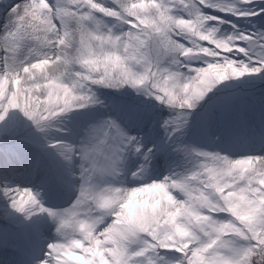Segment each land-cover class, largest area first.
<instances>
[{"label": "snow or ice", "instance_id": "snow-or-ice-1", "mask_svg": "<svg viewBox=\"0 0 264 264\" xmlns=\"http://www.w3.org/2000/svg\"><path fill=\"white\" fill-rule=\"evenodd\" d=\"M253 2L239 0L237 7L235 0H197L201 7L236 17L264 14V0L255 11L248 7ZM174 7L188 9V18L173 15ZM104 18L128 30L116 34ZM212 20L221 18L202 13L192 0H21L9 8L0 34V121L18 110L42 133L70 111L104 107L91 86L117 91L128 86L172 113L162 119L164 138L156 151L171 148L193 162L186 174L173 171L131 188L114 185L125 154H139L145 162L156 154L132 134L151 118L147 107L137 104H118L115 114L89 120L69 141H46L67 176L79 180L71 206L47 209L29 187L0 188L24 219L47 213L66 237L47 244L35 264H167L162 250L179 254L175 264H264V152L230 158L181 143L191 110L214 85L264 75V33L216 38L215 28H205ZM236 40L258 49L255 63L231 58L234 49L246 54ZM164 57H171L168 67L160 65ZM181 57L205 66L192 67ZM247 111L244 101L215 112L206 109L192 131L207 136L218 121H245ZM260 116L264 120V110ZM35 146L45 147L39 140ZM146 168L142 163L132 178L143 180ZM5 175L0 172V178ZM104 217L111 222L98 228Z\"/></svg>", "mask_w": 264, "mask_h": 264}, {"label": "rangeland", "instance_id": "rangeland-1", "mask_svg": "<svg viewBox=\"0 0 264 264\" xmlns=\"http://www.w3.org/2000/svg\"><path fill=\"white\" fill-rule=\"evenodd\" d=\"M226 2H231V0H226ZM192 3L196 7H199L201 12L204 14L212 15L211 12L214 11L209 8L201 7L197 3V0H192ZM249 9L252 11L256 10L250 7ZM7 14L8 12L3 16V19L1 20L0 34L3 33V26ZM172 14L181 17L184 15L186 16L188 15V9L184 7H174L172 8ZM222 14L229 15V13ZM104 23L109 27H112L113 32L116 34H119L121 31H126L124 25L117 24L116 22L113 23L110 21H104ZM211 26L212 24H209L208 22L205 24V28H210ZM215 36L216 38L225 37L224 34L220 32H215ZM180 42L185 46H190V42L187 40L181 39ZM234 44L238 45L239 47L245 48L246 54H240L234 49L233 53L230 54L231 58L242 61L243 59L250 61L249 58H251V61L255 63V56L256 52L258 51L256 48H249V45L246 42L240 40H236ZM30 46V42L23 44L17 53L18 57H22L26 53L27 48ZM0 56H3V52H0ZM170 60L171 57H164L160 61V65L166 67ZM180 71L185 75L190 74L185 68H181ZM247 76L249 78V81H247L246 83H242L240 78L236 79L237 82L231 86L232 91L229 96L239 97L243 95L245 96V98L243 99L246 103H256L261 97H264V85L258 86V81L264 75H262L261 73H256L246 74V77ZM223 84L227 85L225 82H223ZM91 87L92 91L95 92L96 96L102 102L104 107H101L100 105H93L89 106L86 109L70 111L69 113L63 114L58 119L51 122L52 126L48 129H45V131L42 133L33 134L27 132L26 128L31 124V122L28 121L18 110H10L5 118V121H0V137H4L10 132H16L24 135V141L26 143L32 144L37 140H39V142L41 143H44L45 147L43 150L38 149L36 146H32L31 144L29 146L26 145V147H23V150L28 155L31 162L35 164L34 166L39 165L42 169L46 170V173L41 181V186L39 189H37L36 195L40 204L47 209L60 211L71 206V204L76 199V196L78 195L77 189L79 186V180L73 178L71 197L69 199L70 201L68 205H65V202L59 204L50 200L48 191H58L61 189V187L60 185L55 184V173L57 172V169L52 164L51 160L46 158L45 152L51 153V155H53L54 157L58 156L55 154L54 149H50L47 147L46 141H54L56 139H64L66 141L71 140L73 136L77 134L78 128L82 127L89 120H94L96 117L115 114L114 109L120 103H130L146 106L150 111L151 118L149 119V121H147L144 126L135 128L132 134L138 135L141 138V142L142 144H144L145 148L153 147V151L156 152V154L147 162L143 161L139 154H125L120 163V176L117 177L113 182L115 186L131 188L139 186L145 181H160L164 176L169 175L173 171L186 174L193 167V162L186 159L183 153L173 151L171 148L167 152L156 151V147L163 142L164 131L160 127V124L162 123V119L166 116L164 112L157 111L160 110V104L153 106L152 104L148 103L143 97L137 94L135 90L128 86H125L118 91L97 85H93ZM126 90L134 95L128 96L126 100H119L121 98H117V96H121ZM189 117L193 118V115H189ZM213 125L214 128L209 129L207 135L209 136V138H207L206 143H198L197 138L188 139L186 140V142L181 143L191 144L198 149L207 151H219L222 155H227L230 158L239 157L245 154H253L251 153V149L249 148V146H243L241 149H238V147H236L225 151V144L222 138L224 126H222L221 124ZM57 129H59L60 131L57 132ZM218 132L221 133L218 134ZM213 137H219V139L213 142ZM174 147L175 146L173 145V148ZM262 152H264V150ZM74 163L78 162L74 161ZM142 163L147 164L143 180L133 179L131 173L135 171ZM164 165H166V167ZM47 167H50L53 174L47 173ZM73 171L78 175L77 168H74ZM121 181H123V184L120 183ZM6 184L12 187H15L17 185L21 186L20 184L2 181L0 179V188L4 187ZM111 219V217H104V222L97 227L102 228L106 226L111 222ZM56 228V220L54 218H50L47 213L36 212L32 216L28 217V219H24V216L22 214L16 213L9 207V201L3 196L2 193H0V247L4 250V252H6V254L8 250H13L15 252V255L13 256L11 261L4 260L1 261L0 264H35V261L42 258L43 253L47 250V244L56 241H63L66 238L59 235L56 231ZM16 239H21L23 241V244L21 245L20 249L15 250L14 245ZM136 246L137 245L135 244L131 245V247L133 248H135ZM26 249H30L31 252L27 253ZM165 259L166 258H164V260ZM169 264H175V261Z\"/></svg>", "mask_w": 264, "mask_h": 264}, {"label": "trees", "instance_id": "trees-1", "mask_svg": "<svg viewBox=\"0 0 264 264\" xmlns=\"http://www.w3.org/2000/svg\"><path fill=\"white\" fill-rule=\"evenodd\" d=\"M258 18V17H257ZM259 21H253L247 23V29H259L260 27V20ZM242 25L239 24L237 28H241ZM226 90L223 88L219 91V93H224ZM239 104L236 100H229L225 102L224 107L230 106V105H236ZM264 110V98L257 104L255 107L248 109L247 111V119L245 121H240L237 119L227 118L224 121L225 122H232L238 126L239 131L237 132L239 135H241L243 138H246L247 135L252 134L254 130L259 128L261 125L264 124V120L261 119V117H258L257 114H260L261 111ZM253 119L252 122H249V120Z\"/></svg>", "mask_w": 264, "mask_h": 264}]
</instances>
